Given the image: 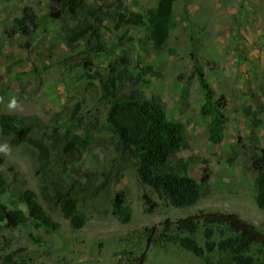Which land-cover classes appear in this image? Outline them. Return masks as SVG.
<instances>
[{"label": "rangeland", "instance_id": "obj_1", "mask_svg": "<svg viewBox=\"0 0 264 264\" xmlns=\"http://www.w3.org/2000/svg\"><path fill=\"white\" fill-rule=\"evenodd\" d=\"M86 1L112 11L119 7L117 0ZM122 1L126 11L142 13L147 24L157 7L156 0ZM49 4L50 0H0V115L37 116L44 125L20 146L0 140V145L10 148L8 155L0 156V173L11 182V169L20 171L59 228L48 231L28 222L1 229L0 264H117V254L123 250H147L148 264H206L158 237L166 221L202 211L237 214L264 230V209L255 202V175L243 149L255 123L264 146V0H176V26L161 50L154 47L149 25L117 28L106 18V51L99 54L91 53L86 42L71 49L63 27L73 23L52 17ZM26 6L39 16L38 29L29 37L11 35L14 19ZM192 53L217 95L228 98L225 112L230 123L221 144L209 141V120L201 113L204 95L192 75ZM122 57L130 63L129 72L153 68L141 89L148 97L160 96L170 118L184 124L187 146L179 158L189 161L190 174L200 179L204 162L211 169L210 186L195 206L175 209L160 200L141 183L126 158L115 152L111 135L101 130L107 111L103 86L112 76L110 64ZM85 60L93 65L88 72L83 68ZM114 89L121 93L118 85ZM12 99L22 110H8ZM67 135L79 150L64 151ZM39 146L47 149L46 165L59 175L61 187L74 185L86 191L80 205L88 215L83 228L74 229L60 208L44 200L36 175L43 159ZM66 159L68 170L61 167ZM117 190L124 192L132 210L127 224L111 214L110 202ZM143 194L159 204L152 214L143 211ZM0 201L27 213L25 205L15 207L7 195ZM153 226L158 234L148 244L144 230ZM197 239L204 244L202 233ZM258 260L264 262V257Z\"/></svg>", "mask_w": 264, "mask_h": 264}, {"label": "trees", "instance_id": "obj_2", "mask_svg": "<svg viewBox=\"0 0 264 264\" xmlns=\"http://www.w3.org/2000/svg\"><path fill=\"white\" fill-rule=\"evenodd\" d=\"M117 1L119 7L112 11L86 0H50L49 12L54 18L73 23L63 27L67 45L71 49L86 42L91 53L105 52L103 29L106 18L113 21L117 28L122 25H149L155 49H163L171 30L176 26L173 20L176 0H156V11L153 18L148 19L149 24L142 13L128 12L123 1ZM39 23L40 18L33 7L26 6L21 15L14 19L10 34L29 37L38 29ZM192 58V75L196 77L204 95L201 113L209 120V141L212 144H221L226 138L227 125L230 123L225 112L228 98L224 94L217 95L194 53ZM92 66L86 60L83 63L87 72L92 70ZM129 67L126 57L116 59L110 64L112 76L103 86L107 111L101 130L111 135L115 152L126 158L141 183L150 187L160 200L175 209L195 206L210 186L211 169L204 162L200 179L190 174L189 161L179 158V154L187 146L184 124L170 118L160 96L148 97L141 89L147 83L146 78L152 74L153 68L138 67L136 72H129ZM116 85L121 90L120 94L114 89ZM127 88L128 91H124ZM43 127L37 116L1 114L0 140L17 147L30 142L33 132ZM65 138L64 151L73 153L79 150L71 137L67 135ZM39 149L43 159L36 175L44 200L60 208L74 229L83 228L88 215L80 205L86 191H81L74 185L68 189L61 187L58 184L59 175L46 165L47 149L43 146H39ZM243 149L249 156V167L255 175V202L263 210L264 146L260 144L258 123L254 124L248 144L243 145ZM2 162L0 159V163ZM68 163V159L62 161L61 167L68 170ZM11 172V182L0 173V199L7 195L15 207L25 205L27 213L19 208H9L0 201V230L16 229L28 222L48 231L57 230L59 224L47 214L36 193L28 189L25 176L14 168ZM90 180L93 181V178ZM141 200L143 211L147 214H152L159 205L149 194H143ZM110 205L111 214L116 220L123 224L131 221L132 210L123 191H116ZM161 226L162 230L158 235L160 242L178 244L196 257L204 259L206 264H264L258 260L259 256L264 257V230L258 229L237 214L202 211L175 222L166 221ZM200 233L204 238L203 245L197 239ZM144 234L148 244H152L158 234V227H147ZM117 256V264L149 262L147 250L141 253L123 250Z\"/></svg>", "mask_w": 264, "mask_h": 264}, {"label": "clouds", "instance_id": "obj_3", "mask_svg": "<svg viewBox=\"0 0 264 264\" xmlns=\"http://www.w3.org/2000/svg\"><path fill=\"white\" fill-rule=\"evenodd\" d=\"M2 97H0V101H2ZM8 110L9 111H16V110H22V105H20L17 100L12 99L8 103ZM0 153H4L5 155H8L10 153V148L7 144L0 145Z\"/></svg>", "mask_w": 264, "mask_h": 264}]
</instances>
